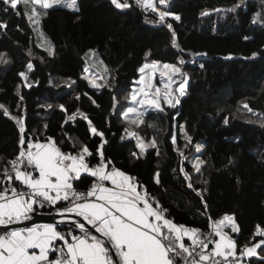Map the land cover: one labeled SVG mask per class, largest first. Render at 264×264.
<instances>
[{"label":"trees","instance_id":"16d2710c","mask_svg":"<svg viewBox=\"0 0 264 264\" xmlns=\"http://www.w3.org/2000/svg\"><path fill=\"white\" fill-rule=\"evenodd\" d=\"M153 2L180 19L170 15L161 23L157 13L134 0L123 10L110 0H77L79 11L38 8V27L53 47L51 55L39 45L23 5L15 18L16 36L0 28V53L8 61L0 62V190L3 170L11 168L7 161L21 149L19 119L25 140L50 138L71 154L87 146L90 164L100 159L99 149L113 162L109 166L135 177L178 225L204 231L212 221L233 216L238 232L225 231L238 249L252 241L257 226L264 230V123L233 114L244 101L250 112L264 115V0ZM173 33L178 47L172 46ZM91 49L104 66L106 80L99 89L84 78ZM151 61L180 65L187 83L175 107L144 112L137 132L147 142L155 140L156 147L140 154L121 112L129 105L138 69ZM73 114L75 119H68ZM88 120L103 138L90 132ZM196 145L204 162L199 173L190 163ZM82 175L77 189L86 192L94 178ZM12 183L22 187L14 174ZM250 258L251 264H264V244Z\"/></svg>","mask_w":264,"mask_h":264},{"label":"snow or ice","instance_id":"6c2138e0","mask_svg":"<svg viewBox=\"0 0 264 264\" xmlns=\"http://www.w3.org/2000/svg\"><path fill=\"white\" fill-rule=\"evenodd\" d=\"M135 2L141 9H151L157 13L161 23H166V18L170 15L177 21L180 19L178 15L158 9L153 0ZM110 3L120 10L131 6L129 0H110ZM158 3L166 5L168 0H158ZM20 5L24 6V16L29 23L37 26L41 23L38 8L51 9L59 6L79 11L77 0H0V12L20 16ZM167 27L171 29L172 26L168 24ZM0 28L6 29L7 24L0 22ZM40 35L43 37L42 32ZM171 43L173 47H178L175 33ZM49 54H52L51 50ZM0 62H8L3 53H0ZM27 68L31 70L33 65L29 63ZM149 68L155 69L156 63H146L138 71L145 73V69ZM163 68L165 71L160 73L161 77L169 73L173 76L182 74L184 81L180 83L178 90L185 87L187 73H182L179 66L166 63ZM19 75L27 79L24 72ZM169 80L171 81V77ZM139 83L144 87L133 92V104L123 113L124 118L137 126L138 118L146 110L145 105L163 111L159 103L161 89L151 91L155 86L147 78V74L141 77ZM89 84L97 87L92 79H89ZM161 84L166 90L164 99L169 106L175 107L179 99L175 103L169 99L170 83L161 79ZM138 94L140 99H137ZM183 94L181 91V95ZM137 105L140 106L139 109ZM61 109L65 110L63 106ZM128 113H136V117H129ZM81 115L83 116L82 113ZM83 118L88 119L87 116ZM68 119L74 120L75 114ZM17 124L21 133V149L14 159L7 161L11 166L10 170L6 166L2 173L6 181L5 187L0 190V226L6 230L0 234V264H221L215 257L223 258L225 264H235L236 242L225 231L231 228L232 232H238L233 216L225 215L222 219L212 221L209 225L211 232L208 234L197 228L177 225L167 218V210L148 193L145 186L137 183L135 177L115 166L109 167L113 162L105 159L104 153L99 149L100 160L96 165H91L87 157L93 154L87 146L82 147L77 154L64 153L50 138L48 143L25 140L23 121L17 119ZM88 124L94 136L103 138V133L93 127L90 120ZM125 131L128 132L127 129ZM128 135L137 134L128 132ZM185 138L191 142V137L187 134ZM175 139L173 136L174 144ZM25 144L27 149L23 147ZM137 147L140 154H143L148 147L155 148L156 141L153 140L149 145L138 138ZM196 150L199 152L200 146ZM132 155L139 158L138 153L133 152ZM203 163L197 157L192 167L199 173ZM181 172H184L183 168ZM13 174L15 181L22 186L19 190L13 186ZM82 174L94 178L86 192L77 189L76 182L83 183ZM184 175L186 180H190L186 172ZM156 182L159 183V173ZM188 186L192 187V184L189 183ZM61 201L66 202L67 206L58 207ZM37 207L54 209L60 219L55 225L37 224L19 229L9 227L30 220ZM60 224L69 225L68 230H59ZM213 235L219 239H212ZM254 235L264 237V230L257 226ZM185 238L190 244L186 243ZM57 242L63 243L58 247ZM210 244L214 247L209 251ZM262 244L264 240L252 247L246 246L241 255H256V249ZM228 257L233 260L228 261Z\"/></svg>","mask_w":264,"mask_h":264},{"label":"rangeland","instance_id":"374dc122","mask_svg":"<svg viewBox=\"0 0 264 264\" xmlns=\"http://www.w3.org/2000/svg\"><path fill=\"white\" fill-rule=\"evenodd\" d=\"M53 7H56V6H53ZM158 9H160V8H158ZM15 18H16L15 14L8 15V14H5L3 12H0V22H3V23L7 24L6 30L8 32H10V34L12 36H16V33H17V29L15 28V25H16ZM34 30H35L36 38L39 41V45L41 47H43L44 49H46L47 51L51 50V52H52L53 51L52 45L44 38V36L42 37L40 35L41 32H40L39 27L37 25H34ZM85 61H86L85 62V69H87V71H85L84 78L86 79V77H87L86 80H88V82H89V79L94 80V82L97 85V87H95V89L101 88V86L104 84V82L106 80V76L104 75V66L102 64H100L98 55L96 54L95 50L91 49V50L87 51V53L85 55ZM154 62L156 63V68L155 69H152V68L145 69V73H140L137 81L134 83L133 90L131 91V93L128 96L129 105L127 107H129V106H131L133 104V101L131 100V95L133 94V92L134 91L138 92V90L141 87H144V85L142 83H139V81L141 80L142 76H145V74H147V78H150L152 80L153 85L155 86L151 90L152 92L155 91V88H160L161 89L160 99H159V103H160L161 107L162 106L171 107V106H169L168 101L164 99V93H165L166 90L164 89L163 85L161 84V79H163L166 83H170L169 99H171L173 101V103H175L176 99H179V97L182 96L181 95V91H183V93L185 92V87L183 89L178 90L180 83L184 81V76L182 74H176V75L173 76L172 74L169 73V74L165 75L164 77H161L160 73L165 71V69L163 68V64H166V63H162V62H159V61H151V62H148L147 64L151 65ZM144 64H146V63H144ZM167 64H170V63H167ZM173 65H176V66L180 67V65H177V64H173ZM182 73H185L183 71V69H182ZM169 77H171V81L169 80ZM59 81L61 83L66 82L63 79L59 80ZM92 88H94V87H92ZM137 99H140V95L139 94L137 95ZM245 105H246V103L244 101L240 102L239 106L237 107L236 111L233 112V114H235V116H238L240 118L249 119V120L253 119V120H256L257 122L263 124L264 123V115H259V114H256L254 112H250L249 109L247 107H245ZM127 107H125L122 110V112H121V115H122V117H123V119L125 121V128L128 130V132H135L137 134L136 135L137 143H138V138H139V140H142L145 144H149L150 145L151 142L145 141L144 138H142L140 136V134L137 132V127L141 123L143 115L138 118V121H137L138 126L136 124H132L130 122V120L124 118V116H123V113L126 111ZM139 107L140 106L137 105L138 109H139ZM144 108L146 109V110H144V112L148 111V110H157L156 108H151V107H148L147 105H145ZM128 116L132 117V118H135L136 117V113H128ZM128 132H127V134H128ZM197 146H199V145H196V147H195L196 149H197ZM139 151H140V149H139ZM197 157L201 160L200 153L199 154L195 153L194 155L191 156L190 163L192 164L193 161ZM36 212H40V211H36ZM226 230L227 231L230 230L229 231L230 233L232 232L231 228H227ZM230 233H229V235H231ZM261 240H264V237L259 236V235H254L252 241L251 242H247L245 244V247L246 246L247 247H252L253 245L259 243ZM236 249H237V247H236Z\"/></svg>","mask_w":264,"mask_h":264},{"label":"built area","instance_id":"2783aa9c","mask_svg":"<svg viewBox=\"0 0 264 264\" xmlns=\"http://www.w3.org/2000/svg\"><path fill=\"white\" fill-rule=\"evenodd\" d=\"M200 146V145H199ZM25 149H27V144H25L24 146H23ZM196 147V146H195ZM200 148H201V146H200ZM195 150H196V148H195ZM195 153L196 154H199L200 152H197V150L195 151ZM100 160V159H99ZM99 160L98 161H96V162H94V163H92L91 165H96L98 162H99ZM109 167H112V166H109ZM26 190V189H25ZM152 197H154L155 199H156V197L155 196H152ZM67 206V203L66 202H64L63 204H58V207H60V208H63V207H66ZM44 212H47V213H55V210L54 209H49V208H44ZM166 216H167V211H166ZM168 217V216H167ZM169 218V217H168ZM58 219H60V218H58ZM58 219H56V220H58ZM59 230H61V231H67L68 230V228H66V229H59ZM204 234H208L209 232H211V229L209 228L208 230H201ZM77 234H79V233H77ZM69 239H70V237H69ZM212 239H214V240H216V237L213 235L212 236ZM63 242H57V246L59 247L61 244H62ZM187 243H189L190 244V241H187ZM214 247V245H212V244H210L209 245V251L212 249ZM245 249V246H241L240 248H238L237 250H236V261H235V264H251V256H246V255H241V252H242V250H244ZM53 258H55V256L53 255ZM215 260H219V261H221V264H225V262L223 261V258H221V257H215L214 258ZM233 260V258L232 257H228V261H232Z\"/></svg>","mask_w":264,"mask_h":264},{"label":"water","instance_id":"95a60500","mask_svg":"<svg viewBox=\"0 0 264 264\" xmlns=\"http://www.w3.org/2000/svg\"><path fill=\"white\" fill-rule=\"evenodd\" d=\"M32 218L30 220H24L19 224L11 225L10 228H24L31 227L37 224H56L59 217L56 216L55 213H47V212H34L31 214ZM74 219H78L73 217ZM0 228H4L0 226ZM5 229V228H4Z\"/></svg>","mask_w":264,"mask_h":264},{"label":"crops","instance_id":"0c3cea01","mask_svg":"<svg viewBox=\"0 0 264 264\" xmlns=\"http://www.w3.org/2000/svg\"><path fill=\"white\" fill-rule=\"evenodd\" d=\"M49 141H47V142H43V143H48ZM64 153H66V152H64ZM109 187H111V185L109 184L108 185ZM141 190H143V189H141ZM64 202L63 201H61L59 204H63ZM73 218V217H72ZM168 218V217H167ZM74 219V218H73ZM168 219H170V218H168ZM171 220V219H170ZM178 225V224H177ZM32 227V226H31ZM186 239V238H185ZM219 238L218 237H216V240H218ZM186 243H187V239H186Z\"/></svg>","mask_w":264,"mask_h":264}]
</instances>
